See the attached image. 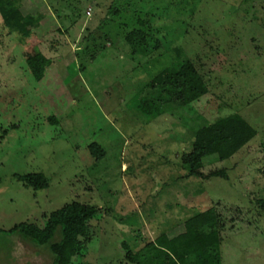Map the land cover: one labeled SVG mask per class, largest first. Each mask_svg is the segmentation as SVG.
<instances>
[{
  "label": "rangeland",
  "instance_id": "374dc122",
  "mask_svg": "<svg viewBox=\"0 0 264 264\" xmlns=\"http://www.w3.org/2000/svg\"><path fill=\"white\" fill-rule=\"evenodd\" d=\"M14 1L41 19L8 33L0 17V264H54L59 232L43 246L9 232L23 223L43 229L71 203L100 213L70 264H131L124 244L133 254L160 248L202 227L209 210L220 264H264V0H134L163 43L148 58L131 56L119 25L134 12L110 17L114 0ZM94 43L91 60L83 48ZM175 47L208 93L148 121L137 92L169 66ZM39 53L51 66L36 82L25 60ZM230 115L255 136L189 176L183 158L197 131ZM32 174L48 188L25 187L19 179Z\"/></svg>",
  "mask_w": 264,
  "mask_h": 264
},
{
  "label": "trees",
  "instance_id": "16d2710c",
  "mask_svg": "<svg viewBox=\"0 0 264 264\" xmlns=\"http://www.w3.org/2000/svg\"><path fill=\"white\" fill-rule=\"evenodd\" d=\"M133 2L134 0H114L108 11L109 16L119 18L128 11L134 12ZM0 17L2 28L8 33L26 25H36L41 19L24 15L14 0H0ZM152 18L151 13L134 12L119 25L127 30L124 41L130 48L131 56L148 58L163 48L161 40L150 33ZM103 41L110 42L108 34H104ZM95 47L94 43L83 48L84 52L91 55V60L94 58ZM171 51L174 56L169 66L144 85L135 98L137 112L144 115L148 121L175 109L189 107L208 93L207 84L194 64L184 57L179 48L175 47ZM25 62L36 82L44 78L46 70L51 66V60L40 53ZM79 67L80 71L85 69L83 64ZM49 120L56 123L54 117ZM254 136V129L238 115H230L212 126L199 129L192 151L183 158L189 176H201L200 170L206 159L216 158L224 161ZM223 138L227 139L225 143L213 146ZM92 147L93 154L97 153L95 146ZM19 180L25 187L36 191L48 188V181L41 174L27 175ZM99 213L100 210L95 207L71 203L50 214L43 229L23 223L14 226L9 233H17L43 246L49 244L59 232L60 240L50 245L51 252L55 255L54 264H70L81 248L88 224ZM204 217L206 222L202 227L173 237L160 248H155L149 243L133 254L124 244V249L128 251L126 260L131 264H220L217 217L213 210L207 211Z\"/></svg>",
  "mask_w": 264,
  "mask_h": 264
}]
</instances>
